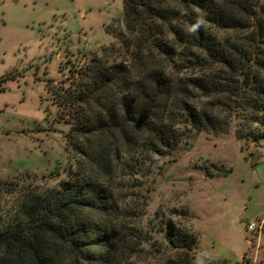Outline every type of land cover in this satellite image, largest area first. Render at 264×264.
Here are the masks:
<instances>
[{"label":"trees","instance_id":"1","mask_svg":"<svg viewBox=\"0 0 264 264\" xmlns=\"http://www.w3.org/2000/svg\"><path fill=\"white\" fill-rule=\"evenodd\" d=\"M123 2L117 43L86 64L67 99V179L0 180V264H125L127 237L140 264L152 249L193 252L197 241L172 221L151 231L124 192L147 202L151 167L187 131L234 128L243 139L264 126V0Z\"/></svg>","mask_w":264,"mask_h":264},{"label":"rangeland","instance_id":"2","mask_svg":"<svg viewBox=\"0 0 264 264\" xmlns=\"http://www.w3.org/2000/svg\"><path fill=\"white\" fill-rule=\"evenodd\" d=\"M123 12V0H0V180L56 187L67 179V99L86 64L117 43ZM252 129L257 136L243 139L234 128L187 131L151 167L147 202L134 187L124 192L151 231L164 217L197 241L193 252L152 249L146 264H264V126ZM132 242L126 262L140 264Z\"/></svg>","mask_w":264,"mask_h":264},{"label":"built area","instance_id":"3","mask_svg":"<svg viewBox=\"0 0 264 264\" xmlns=\"http://www.w3.org/2000/svg\"><path fill=\"white\" fill-rule=\"evenodd\" d=\"M255 228V224H251L250 226H249V229H254Z\"/></svg>","mask_w":264,"mask_h":264}]
</instances>
